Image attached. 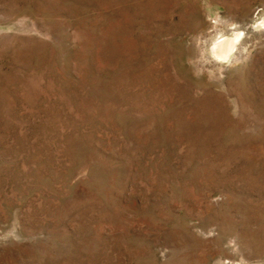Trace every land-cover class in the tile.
Wrapping results in <instances>:
<instances>
[{
    "label": "rangeland",
    "instance_id": "374dc122",
    "mask_svg": "<svg viewBox=\"0 0 264 264\" xmlns=\"http://www.w3.org/2000/svg\"><path fill=\"white\" fill-rule=\"evenodd\" d=\"M263 18L0 0V264H264V33L212 50Z\"/></svg>",
    "mask_w": 264,
    "mask_h": 264
},
{
    "label": "bare ground",
    "instance_id": "6f19581e",
    "mask_svg": "<svg viewBox=\"0 0 264 264\" xmlns=\"http://www.w3.org/2000/svg\"><path fill=\"white\" fill-rule=\"evenodd\" d=\"M263 33L264 18L260 21L252 19L248 23L243 22V24L231 26L224 32L220 33L213 43L212 50L216 56L225 60L230 58L233 53L241 50L245 39H249Z\"/></svg>",
    "mask_w": 264,
    "mask_h": 264
}]
</instances>
